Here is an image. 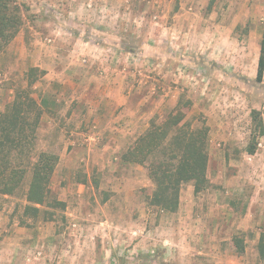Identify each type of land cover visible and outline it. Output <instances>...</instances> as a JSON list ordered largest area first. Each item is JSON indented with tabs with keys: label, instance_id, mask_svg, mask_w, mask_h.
<instances>
[{
	"label": "rangeland",
	"instance_id": "374dc122",
	"mask_svg": "<svg viewBox=\"0 0 264 264\" xmlns=\"http://www.w3.org/2000/svg\"><path fill=\"white\" fill-rule=\"evenodd\" d=\"M70 1L15 0L23 24L0 53V116L18 92L39 104L31 159L42 151L58 156L50 189L64 204L54 221L25 216L29 175L19 193L0 195V264H206L178 252L191 248L196 257H209L197 250L204 219L177 234L158 232L154 221L163 213L150 205L155 186L148 166L126 160L152 123L175 110L191 129L209 128L207 185L194 195L218 201L225 218L209 227L219 226L224 236L208 235L207 243L241 264H264L257 252L264 232V136L254 155L246 151L251 112L264 121V80L256 81L264 0H106L126 14L90 11L79 21L110 22L106 33L114 41L105 36L102 46L113 54L100 55L102 66L94 55L91 62L78 58L76 64L92 65L87 71L48 75L60 61L33 51L46 36L61 37L53 25L67 21ZM101 1L80 4L95 9ZM98 78L121 91L101 117L93 107L100 94L90 89ZM188 186L193 182L181 191ZM164 242L169 252L159 262Z\"/></svg>",
	"mask_w": 264,
	"mask_h": 264
},
{
	"label": "trees",
	"instance_id": "16d2710c",
	"mask_svg": "<svg viewBox=\"0 0 264 264\" xmlns=\"http://www.w3.org/2000/svg\"><path fill=\"white\" fill-rule=\"evenodd\" d=\"M21 12L15 0H0V53L19 32L23 24ZM263 79L264 26L256 81L262 83ZM251 117L254 128L246 151L254 155L259 139L264 136V121L257 110L251 112ZM40 118L39 104L25 92L24 95L18 92L0 116V195L19 193L29 175L24 193L25 216L35 221H54L55 210H62L64 206L50 189L59 158L42 151L32 160L30 153ZM183 118L184 113L175 110L160 124L152 123L137 139L126 159L147 164L148 176L155 186L150 205L169 213L178 210L184 184L193 182L195 192L207 185L209 128L202 125L191 129L189 124L183 123ZM237 248L243 250L240 243ZM257 252L264 261V232L259 237Z\"/></svg>",
	"mask_w": 264,
	"mask_h": 264
},
{
	"label": "crops",
	"instance_id": "0c3cea01",
	"mask_svg": "<svg viewBox=\"0 0 264 264\" xmlns=\"http://www.w3.org/2000/svg\"><path fill=\"white\" fill-rule=\"evenodd\" d=\"M105 2L106 0L105 1L102 0L101 3H98L97 6H95V9H92L93 7L87 8L84 5L82 6L80 4V0H71L69 3V6L64 7L65 8V19L67 21H64L63 25H58V23L53 25L55 28L60 29V31L62 32L61 37L53 40V38L50 37L51 35L46 36L48 38L45 39L43 44L47 46L44 47V45H42V47L35 48L36 50L34 49L33 51L35 55H56V58L60 61L57 64L58 67L56 66L58 68L57 70L53 71L49 68L48 75H51V74H55V76H61L62 74L66 75V74L71 73L70 71L71 69L73 70L76 69V71L77 69L87 71L92 65L87 64L84 66V65H81V63L76 64L75 61L77 62L78 58L80 59L85 58L86 60L90 61L91 55H94L95 56L94 60H99L102 66L100 55H109L108 54L109 49L104 48L102 45H103L105 36H108L107 35L108 33H106V32H109V30L107 29L108 28L107 26H111V23L103 20L102 22H100V24H103V26L91 25L88 22L85 23L86 22L85 20L89 21V19L79 21V18L88 17V12L90 11L91 13L101 12L103 15L107 14L108 17H110L111 13H116V12H119L120 14L122 13L126 14V10L121 11V8H118L112 2H108V1L106 3ZM66 14H68V16L70 17H66ZM75 22H79V24L75 25L74 24ZM71 24H74V26H72ZM53 26L48 27L47 30L51 31ZM111 29H112V26H111ZM93 31H95V36L93 34ZM48 34H49V31H48ZM108 37L107 38L110 43L114 41L113 35L108 36ZM35 38L37 39L35 43L40 44V42L38 41V38L37 37ZM47 39H52V44L48 45L46 43ZM117 41L119 42V40ZM95 44H97V46ZM110 50H111V55H112L113 54L112 52H114V50L112 49ZM92 62L94 63L98 61H92ZM97 67L99 69V65H97ZM100 71L101 70L99 69V72ZM80 72L83 74L87 73L83 71H80ZM89 72L90 73L92 72V68ZM82 82L84 84L83 79L80 82L81 85H83ZM90 89H97L96 92L100 94V96L97 97V99L93 102L94 103L93 107L95 108V112L96 114H98L99 117H101V114L104 113V111L108 107L110 108L113 107L114 103L112 104V100H115L121 94V91L117 88L114 82L109 80V78H106V79L98 78L97 81L92 82V88ZM115 104H119V102L116 101ZM194 193H195V189L193 186H188L186 190L183 189L180 195L178 210L173 213L161 211L163 214H159L154 221L155 229L157 227L156 230L163 234L165 233L164 232L165 229L168 228L173 233L177 234L178 232L187 231L188 230L187 227L196 225L197 221H202L204 219L203 222L199 223L200 226H204V229L202 228L203 230L202 232L204 235V242H203L202 247H199L197 250H198V253L204 252L205 255L209 257H201V256L196 257L195 256L196 253L191 248H188L187 250L185 249L186 251L180 250L178 251L179 254L181 252L183 254L190 253V256L193 257L192 258L193 261L199 260L201 262H205L206 264H241L240 260L237 258L238 257L237 255L227 256L225 258V255H223L221 252L223 251L222 250L223 248L221 246L212 245L210 242L207 243V241L209 240L207 237L208 235L214 236L217 233V236H224V233L222 232L218 233V231L220 230L219 226L216 227V229H212L213 226H211L212 228H209V227H210V224L214 225V223L216 222L215 218L217 220H220V219H224L225 217L222 216L221 214V209H219L221 208L220 205L214 206L215 203L218 201H215V199H211L213 201H204L203 198L200 199L196 197ZM216 208H217V213L215 214ZM168 216L171 217L172 219L170 223L167 222ZM185 224H187L186 228H185ZM162 239L164 238L162 237ZM168 252H169V249L164 242V246L159 251V255L161 256H159L157 261L160 262L162 256L165 257L168 254ZM215 252L221 253V254L218 255V254H215ZM208 253H211V254H208ZM163 262H166V261H163Z\"/></svg>",
	"mask_w": 264,
	"mask_h": 264
}]
</instances>
